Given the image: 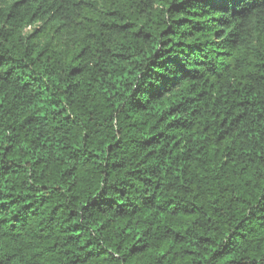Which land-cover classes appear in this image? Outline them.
<instances>
[{
	"label": "trees",
	"instance_id": "obj_1",
	"mask_svg": "<svg viewBox=\"0 0 264 264\" xmlns=\"http://www.w3.org/2000/svg\"><path fill=\"white\" fill-rule=\"evenodd\" d=\"M0 264H264V0H0Z\"/></svg>",
	"mask_w": 264,
	"mask_h": 264
}]
</instances>
